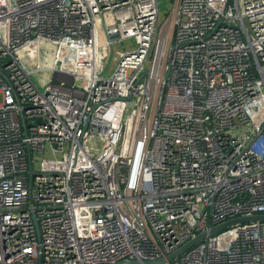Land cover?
I'll use <instances>...</instances> for the list:
<instances>
[{"label": "built area", "instance_id": "obj_1", "mask_svg": "<svg viewBox=\"0 0 264 264\" xmlns=\"http://www.w3.org/2000/svg\"><path fill=\"white\" fill-rule=\"evenodd\" d=\"M159 16L0 0V264H264V220L177 253L264 214V0Z\"/></svg>", "mask_w": 264, "mask_h": 264}, {"label": "rangeland", "instance_id": "obj_2", "mask_svg": "<svg viewBox=\"0 0 264 264\" xmlns=\"http://www.w3.org/2000/svg\"><path fill=\"white\" fill-rule=\"evenodd\" d=\"M175 0H160V16L158 21V26L160 27L168 18L171 10L173 9ZM138 46L136 43V40L134 37L127 38L123 40L122 42H119L115 44V56H117L119 53H123L126 50L134 49ZM119 63L118 59H113L109 69L106 71V75H110L112 71L115 69L116 65ZM150 65V61L147 62L146 66L147 68ZM34 79L41 85V83L38 80L37 75H33Z\"/></svg>", "mask_w": 264, "mask_h": 264}, {"label": "water", "instance_id": "obj_3", "mask_svg": "<svg viewBox=\"0 0 264 264\" xmlns=\"http://www.w3.org/2000/svg\"><path fill=\"white\" fill-rule=\"evenodd\" d=\"M33 173V166L31 164L30 166V175H32ZM251 220H264V214H258V215H253V216H242V217H237L231 220H228L218 226L213 227L211 230H209L208 232H205L203 234L198 235L197 238L193 239L192 241H190L189 243H187L185 246H183L181 248L180 251H178L177 253L187 249L188 247H190L191 245H193L196 241H198L201 238L206 237L209 234H213L216 233L222 229H225L233 224H236L238 222H246V221H251ZM175 255L172 254L169 257L172 258ZM163 262V259H159V260H146L145 264H160ZM109 264H141V261H139L138 259H130V260H121L115 263H109Z\"/></svg>", "mask_w": 264, "mask_h": 264}]
</instances>
